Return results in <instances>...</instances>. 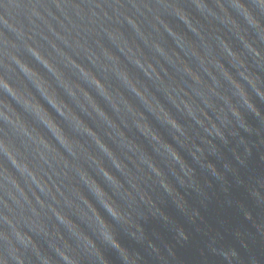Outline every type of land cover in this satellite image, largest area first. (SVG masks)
Masks as SVG:
<instances>
[{"label":"water","instance_id":"obj_1","mask_svg":"<svg viewBox=\"0 0 264 264\" xmlns=\"http://www.w3.org/2000/svg\"><path fill=\"white\" fill-rule=\"evenodd\" d=\"M0 264H264V0H0Z\"/></svg>","mask_w":264,"mask_h":264},{"label":"clouds","instance_id":"obj_2","mask_svg":"<svg viewBox=\"0 0 264 264\" xmlns=\"http://www.w3.org/2000/svg\"><path fill=\"white\" fill-rule=\"evenodd\" d=\"M177 155H178V153H177ZM115 241V240H114ZM116 242V241H115ZM117 243V242H116Z\"/></svg>","mask_w":264,"mask_h":264}]
</instances>
